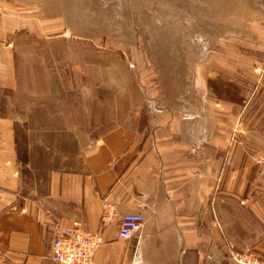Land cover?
<instances>
[{
  "label": "crops",
  "instance_id": "0c3cea01",
  "mask_svg": "<svg viewBox=\"0 0 264 264\" xmlns=\"http://www.w3.org/2000/svg\"><path fill=\"white\" fill-rule=\"evenodd\" d=\"M126 1L116 10L131 9ZM110 2L0 0L4 264H56L49 257L54 228L74 223L101 236L92 264H237L228 251L247 247L264 263V165L251 156L242 125L245 98L256 81L264 95V0H247V30L230 40L244 49L218 47L202 54L191 64L185 88L148 101L138 125L134 116L132 122L96 129L67 126L74 141L67 162L50 170L38 194L22 191L24 140L14 109L19 76L32 72L29 65L37 74L46 69L50 52L40 50L41 42L88 39L72 28L91 24L93 9L100 11L98 26L112 25ZM63 48L52 51L66 59L59 70L79 68L69 45ZM241 72L247 88L238 79ZM106 202L115 214L102 223ZM133 212L144 218L141 231L119 239L121 217Z\"/></svg>",
  "mask_w": 264,
  "mask_h": 264
},
{
  "label": "rangeland",
  "instance_id": "374dc122",
  "mask_svg": "<svg viewBox=\"0 0 264 264\" xmlns=\"http://www.w3.org/2000/svg\"><path fill=\"white\" fill-rule=\"evenodd\" d=\"M125 1L111 0L106 12L112 25L98 26L100 11L93 9L86 19L91 24L72 28L89 34L86 40L41 42L40 50L50 52L46 69L37 74L35 65H29L32 72L19 76L14 109L24 140L23 192H41L50 170L67 162L68 149L74 146L67 126L96 129L132 122L134 116L138 125L148 101L173 97L185 88L188 70L202 54L218 47L245 48L231 41L247 30V0H128L133 7L117 11ZM64 45L74 52L79 68L59 70L66 59L52 51L64 50ZM244 75L241 72L238 79L247 88ZM257 85L245 98L242 124L253 158L264 151V95ZM50 115L56 119L50 120ZM243 250L258 257L249 247Z\"/></svg>",
  "mask_w": 264,
  "mask_h": 264
},
{
  "label": "built area",
  "instance_id": "2783aa9c",
  "mask_svg": "<svg viewBox=\"0 0 264 264\" xmlns=\"http://www.w3.org/2000/svg\"><path fill=\"white\" fill-rule=\"evenodd\" d=\"M255 161L264 165V151L254 156ZM242 204L245 201H241ZM115 214V207L111 202L103 205L101 213L102 223H107ZM144 218L140 213H127L121 217L118 231L119 239H129L137 235L143 226ZM102 242L98 233H93L78 223L70 226L54 228L49 246V257L56 264H92V256ZM228 256L237 264H264L249 250H229ZM5 263V256L0 253V264Z\"/></svg>",
  "mask_w": 264,
  "mask_h": 264
}]
</instances>
